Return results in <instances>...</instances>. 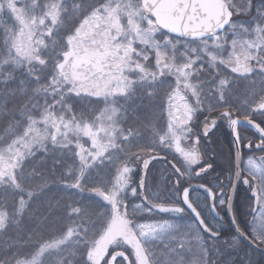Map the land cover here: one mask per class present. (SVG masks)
<instances>
[{
  "label": "trees",
  "instance_id": "16d2710c",
  "mask_svg": "<svg viewBox=\"0 0 264 264\" xmlns=\"http://www.w3.org/2000/svg\"><path fill=\"white\" fill-rule=\"evenodd\" d=\"M224 1L232 19L222 34L226 45L220 55L213 48H203L211 39L184 41L154 28V39L168 60L172 58V69L166 66L167 70L158 74L154 50L135 45L147 58L137 59L143 63L144 74H133L125 94L102 98L56 84L69 42L87 19L101 14L106 6L128 2L139 7V0H0V150L25 138L34 121L51 114L62 118L70 129L66 135L41 141L19 160L12 175L1 181L0 264H24L34 259V264H94L92 252L113 216L111 204L103 197L112 195L120 181L125 185L117 204L133 224L169 222L176 226V241L170 250L187 232L191 236L193 220L182 206V191L193 184L209 188L215 194L214 206L222 223L211 218L208 201L201 193L190 194L191 203L195 195L203 199L204 205L195 208L203 220L202 214L210 218L204 220L207 228L219 234L212 240L201 233L206 243L203 264H264V257L238 241L226 221L234 174L229 123L234 118L251 121L264 132V46L249 62L246 73L221 61L236 39L250 40L259 33L264 42V0ZM55 6V24L47 20L44 29L34 32L36 44L28 55L20 57L14 35L20 23L10 9L18 7L28 19L38 22L48 18V11ZM140 26L146 28L143 20ZM169 44L173 48H167ZM175 69L186 72L179 77L173 73ZM177 94L187 95L194 110L192 119L183 125L172 123L169 115ZM105 110L116 112L113 130L100 136L104 148L96 152L92 139L79 131L96 130ZM214 118L216 127L203 136L201 126ZM238 138L242 175L232 216L238 229L264 248V238L254 236L251 229L258 182L243 168L248 158L264 156V141L246 127L238 129ZM176 141L196 156L194 164L177 153ZM259 145L263 147L257 149ZM154 155L165 160L149 166L141 194V163ZM117 249L110 247L107 255Z\"/></svg>",
  "mask_w": 264,
  "mask_h": 264
},
{
  "label": "rangeland",
  "instance_id": "374dc122",
  "mask_svg": "<svg viewBox=\"0 0 264 264\" xmlns=\"http://www.w3.org/2000/svg\"><path fill=\"white\" fill-rule=\"evenodd\" d=\"M13 7V6H12ZM15 18L20 23L15 32V50L18 55H28L36 42L33 40L34 32L39 29H44L45 22L50 21L53 25L58 19V10L48 11V18L38 22L33 19H28L26 14L18 7L10 9ZM140 9L136 5L127 2L120 5H108L99 15L87 19L80 27L77 34L69 42V48L63 58V62L58 72L56 84L63 83L69 86V89L76 93H81L94 97H112L115 95H123L126 89L133 81L134 73L138 76L143 75L145 70L142 68L143 63L137 59L145 61L147 58L142 51L136 50L135 45L143 49L149 46L155 52V70L163 73L166 66L170 69L171 59L167 57L163 50L158 46L154 39L155 31L153 23L143 19L140 14ZM30 20V21H29ZM145 22L146 28L142 29L141 21ZM29 21V23H28ZM49 29L46 30V33ZM253 39H236L229 44V52L226 56L219 58L224 65L233 70L246 73L250 70L249 62L254 60V55L264 46L259 33L255 34ZM225 36H218L213 41L203 45V48H213L217 55L224 51ZM174 45L169 44L167 48H173ZM254 52V53H253ZM185 69L174 70L173 73L179 77L184 76ZM184 79V78H183ZM177 101V102H176ZM194 110L192 109L187 95L177 94L173 97V104L169 113L172 123L183 125L192 119ZM116 112L105 110L98 119L96 130L88 128L81 129L79 132L83 136L92 139V148L96 152L103 150V140L100 136H106L113 130L114 119ZM25 138L19 139L12 143L9 147L0 150V182L9 175H12L17 167L19 160L27 153L32 151L41 141L48 137L58 135H66L70 129L65 126L62 118L55 117L53 114L46 116L41 120L34 121ZM76 131V130H75ZM176 150L182 157L184 156L189 163L196 162V156L187 152L179 146L176 141ZM244 170L251 177L258 180V188L254 191V196L257 202V213L252 221V231L255 236L264 235V157L256 159H248L244 164ZM124 182L120 181L119 189L124 188ZM118 191V192H117ZM121 190H115L114 193L103 199L111 204L112 211L118 209L115 217L96 245L92 257L99 259L106 254L108 247L116 244L119 241L127 242L123 247L131 248L133 243L135 246L131 248V252L126 253L133 257L136 264H147L146 255L142 252L139 244L150 241H158L159 238L172 233L175 229L173 225L168 223H144L135 226L134 233L138 240L132 237L131 220L126 215L125 211L117 206L118 194ZM2 218L0 217V226ZM191 229L194 230L193 226ZM201 235V234H200ZM198 233H194V238L198 241ZM200 237V236H199ZM179 244L188 243L186 239H179ZM200 242H194L191 247L193 250L192 258L197 259L196 264H199L200 258L205 256L203 247ZM179 248V247H178ZM199 252V253H198ZM36 259L25 264H34Z\"/></svg>",
  "mask_w": 264,
  "mask_h": 264
},
{
  "label": "water",
  "instance_id": "95a60500",
  "mask_svg": "<svg viewBox=\"0 0 264 264\" xmlns=\"http://www.w3.org/2000/svg\"><path fill=\"white\" fill-rule=\"evenodd\" d=\"M142 13L154 22L155 27L163 33L182 40H201L223 32L229 25L232 14L223 0H140ZM216 124L212 121L211 126H204L203 134L206 135ZM247 126L255 129L264 139V133L252 122L233 120L230 125L234 145V176L232 187L229 191L228 204L226 207V216L228 224L234 234L248 248L261 253L264 256V250L257 247L237 228L232 217V203L234 194L241 178V151L238 142L237 128ZM162 156H151L145 159L141 165V174L139 187L142 190L149 165L156 160H164ZM172 167L178 172L175 166ZM194 191L203 193L209 201L211 215L218 221H222L214 208L215 195L208 188L201 185H191L183 190L181 201L184 208L190 213L193 219L199 225L201 231L206 235L216 238L203 224L198 213L189 202V194ZM123 259L125 264L129 260L122 252L114 253L108 264H114L116 259Z\"/></svg>",
  "mask_w": 264,
  "mask_h": 264
},
{
  "label": "flooded vegetation",
  "instance_id": "af4514ba",
  "mask_svg": "<svg viewBox=\"0 0 264 264\" xmlns=\"http://www.w3.org/2000/svg\"><path fill=\"white\" fill-rule=\"evenodd\" d=\"M192 202H193V206H195V205H199V206L204 205V201H203V199L199 195H195L193 197V201ZM203 209L204 208L201 209L202 210L201 214L203 213ZM202 215H203V218H204L205 221L206 220L210 221V218L209 217H207L205 214H202ZM0 216H1V211H0ZM131 233H132L131 234L132 237H134L135 240H138L137 235L134 233V227L132 228V232ZM167 237L169 239H166ZM172 237H173V235L170 233V234L166 235L165 238L162 241L160 239H158V241H156V242H158L157 244H153V245L151 244L149 246L146 245L145 247L144 246H140L142 252H144L145 255L147 254L146 255V260H147L146 263L147 264H196V263L192 262L191 259L184 260L180 256L167 257L165 255V250H166L165 248H168V246H166V244H171ZM120 243H121V245L119 246V248L121 250H117V251H123V252H125L124 249H128L131 252V248H133L135 246L132 243L131 244V248H128L127 246L126 247H123V246H125L127 244V242L122 243V241H120ZM111 255L108 256V257H105V256L100 257L99 259H97L95 261V264H108V261H109ZM129 261L132 264V261H131L130 257H129ZM114 264H125V263L121 259H116L115 262H114Z\"/></svg>",
  "mask_w": 264,
  "mask_h": 264
}]
</instances>
